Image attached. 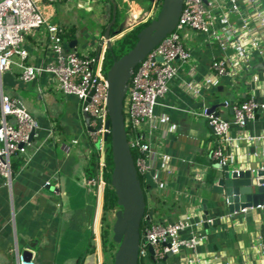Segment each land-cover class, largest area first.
Segmentation results:
<instances>
[{"label": "crops", "instance_id": "obj_1", "mask_svg": "<svg viewBox=\"0 0 264 264\" xmlns=\"http://www.w3.org/2000/svg\"><path fill=\"white\" fill-rule=\"evenodd\" d=\"M83 1L76 0L77 4ZM71 4L72 0H64L41 6L47 23L55 24L60 33L65 32L67 24L60 23L56 14L67 12ZM221 4L222 9L215 10L218 27L226 16L233 29L237 30L245 19L261 33V23L255 16L260 13L264 17V0H240V15L232 13L225 0ZM59 17L65 21L62 15ZM100 30V42L89 46L93 51L97 48L96 52L102 49L101 43H106V29ZM180 34L190 56L155 107L151 136H146L154 153L147 159L150 171L143 178L147 190L143 229L155 221L174 222L185 216L192 222L211 220L207 227L205 222L193 226L198 234L195 250L184 249L162 264H264V208L230 212L225 197L212 191L210 178L217 164L212 152L218 141L203 115L205 109L229 119L231 109L224 103H239L251 94L264 104V58L253 51L245 66L231 45L222 49L208 35L189 29ZM50 37L46 25L27 33V57L22 62L17 56L13 58L5 78L12 75L14 67L21 68L19 63L35 67L50 63L54 58L49 50ZM70 38H63L67 49L71 48L69 42L75 41L72 48L79 51L77 38ZM262 43L264 46V38ZM213 58L228 63L227 75L215 85L206 82ZM35 80L37 99L46 105L44 111L35 114L31 101L18 99L38 121L40 130L33 140L37 150L32 149L26 162L14 169L10 186L0 185V264H16L17 253L24 249L31 252L35 264L105 263L99 233L105 185L90 183L97 180L98 166L93 165L97 151L79 101L61 93L48 73H39ZM5 93L15 95L8 87ZM262 132L264 108L244 127L231 126L229 135L244 137ZM263 142L235 140L221 146L231 155L229 164L239 167L254 160L258 152L255 148L251 151L252 147ZM159 154L168 158L163 160ZM183 235L189 234L186 231ZM142 262L156 264L148 257Z\"/></svg>", "mask_w": 264, "mask_h": 264}, {"label": "built area", "instance_id": "obj_2", "mask_svg": "<svg viewBox=\"0 0 264 264\" xmlns=\"http://www.w3.org/2000/svg\"><path fill=\"white\" fill-rule=\"evenodd\" d=\"M64 0H0V185H11L13 155L26 160L33 150V140L38 136L40 125L29 110L20 101L5 93L1 84V75L9 71L14 57L21 62L26 59L25 35L32 30L46 25L51 34L49 50L53 60L44 67H35L19 63L22 68L20 79L31 82L39 73L50 74L55 85L64 95H73L79 101L81 114L89 116L88 127L92 129L90 135L97 151V180H90L93 184L105 185L106 142L104 134L107 131L105 123L108 120L106 109L107 82L106 71L103 69L104 50L92 54L80 53L75 47L67 49L66 43L55 24H48L40 7L41 3L52 4ZM223 0H183L182 10L174 30L166 35L162 41L140 61L133 69L123 99V119L130 148L137 150L138 157L134 161L137 174L145 176L150 171L147 159L154 153L150 139L151 120L155 107L169 90L172 79L177 75L180 66L185 63L190 54L184 46L181 31L189 29L208 35L216 41L222 49L228 45L234 47L236 54L242 58L245 66L250 62L252 52L255 51L264 58V17L256 14L261 23L262 31L250 25L249 20L242 22L236 30L227 22L226 16L220 27L216 25V11L222 9ZM232 13L240 15V0H225ZM104 42V41H103ZM161 59V60H158ZM210 73L206 78L208 84L215 85L219 78L227 75L228 63L223 58H213L210 63ZM231 117L223 118L215 112L204 109L208 125L217 138V146L212 152V158L220 165L229 164L231 155L226 153L221 143L233 144L235 140H264V132L247 136L232 137L229 135L231 126L244 127L249 121H254L257 113L264 108V104L253 94L239 103L229 104ZM149 127V128H148ZM33 135L31 137V133ZM76 142V140H74ZM236 145V144H235ZM234 145V146H235ZM233 146V147H234ZM166 160L167 154H159ZM27 158V159H26ZM264 208L262 204L255 207ZM190 216L174 222L155 221L145 227L141 234L139 259L148 257V245L154 249V258L158 262L167 252L172 255L180 254L184 249L195 250L197 232L193 226L203 222L211 224V220L192 222ZM189 234L184 236V232ZM168 243L169 246H161ZM264 245V243H263ZM192 259H188L191 262ZM16 264H35L24 260L22 254L17 253ZM99 264H103L102 262Z\"/></svg>", "mask_w": 264, "mask_h": 264}, {"label": "water", "instance_id": "obj_3", "mask_svg": "<svg viewBox=\"0 0 264 264\" xmlns=\"http://www.w3.org/2000/svg\"><path fill=\"white\" fill-rule=\"evenodd\" d=\"M112 5L111 20L105 30L106 46L111 47L115 40L123 35L114 30V39H110V29L116 21V3L108 0ZM183 0H163L156 18L137 33L135 45L119 58H115L105 73L107 82L106 109L108 120L105 123L107 131L104 140H109L112 170L110 183L116 195L119 206L114 212L111 228V239L117 243L112 264H138L139 246L141 241L140 226L145 217L144 193L137 176L131 148L128 143L127 132L123 119V99L129 78L135 66L155 48L162 39L171 33L178 21L182 10ZM75 41L69 42V47ZM102 45V43H101ZM161 60V59H158ZM84 123L88 131L89 116L83 113ZM33 132L31 133V137ZM258 154L252 162L244 166L234 167L232 164H216L215 172L211 175L212 191L225 197L229 211H239L245 207H255L264 201V142L257 148ZM209 223H204L207 227ZM101 228L99 229V233ZM161 246H169L162 243ZM101 253L102 242L100 239ZM22 256L27 262L32 261L31 252L24 249ZM171 256V252L158 261L154 258V249L148 245V258L152 263L162 264Z\"/></svg>", "mask_w": 264, "mask_h": 264}, {"label": "rangeland", "instance_id": "obj_4", "mask_svg": "<svg viewBox=\"0 0 264 264\" xmlns=\"http://www.w3.org/2000/svg\"><path fill=\"white\" fill-rule=\"evenodd\" d=\"M117 1L120 2V0H117ZM156 1L157 0H152L151 9L149 11H143V8L147 5V3H149L148 0H142L141 3H137L133 1L129 2V13L125 12V14L123 13V16L121 15L122 20L119 22L118 26L115 27L114 29L115 31H121V33L117 35L126 33L131 27H134L137 24L139 25L141 23H144L149 19L151 20L155 19L161 7V6L157 7L158 5H156ZM72 2L73 4H71V8L67 12L63 14L62 13L59 14L57 12L56 19H58L60 23L67 24V27H65L66 33L70 34V31L73 30V33H74L73 36L76 37L79 42L78 52L80 53L89 52V53L95 54L97 51V48L93 51L92 49H89L93 47H89V46H92L94 42L95 43L100 42V40H97L98 36L100 35L99 29H101L100 31L104 29L105 27L104 24L108 22V19L110 17L111 9L109 8V4H107L105 0H85L83 1V4H77L76 0H72ZM85 3L89 5V9L86 8L87 4ZM43 4L46 5L45 3H41L40 7L43 6ZM121 7L122 6L120 5V9ZM60 15H62V17L65 18V21L62 19H59ZM71 24L76 25V28L71 26ZM96 29H97V33L95 32ZM64 39L67 40V37H65ZM105 44L106 43H102L101 45V48H102L101 50L104 49V53L106 50L105 48H107ZM112 45H114V53L116 55H120L123 52L126 53L129 50L128 47H125L120 51V49L117 47V43L115 42L112 43L111 46ZM108 68L109 66L108 67L106 66L105 71H107ZM21 71H22L21 68L19 69V68L14 67L12 71V75L8 79L5 78L6 77L5 73L1 75V84L3 86V90L5 92L6 88L8 87L11 92H14L15 95L13 97L17 99H21V100L28 99L29 101L33 103L32 112H34L35 114L41 113L42 111H44L46 104L37 99L38 89H37L36 84L33 83L34 81L24 82L19 79V75L21 74ZM49 86H52V83H49ZM20 159H21V163H20L21 165L25 161L23 158H20ZM15 160H16V157L15 155H13L11 157L12 164H13V161ZM12 171L14 174L13 168H12ZM145 191L147 194V190H145L144 188V193ZM117 208H119V206L116 207V209ZM114 212L107 213V216H106L107 222L111 225V228H112V224L114 221ZM142 231L143 229L140 231L141 234H142ZM111 236H112L111 229H109L107 247L108 249H112V251L106 250L105 252V263L107 264H112L114 251L118 245L117 243L112 241ZM138 264H142L141 259H139Z\"/></svg>", "mask_w": 264, "mask_h": 264}, {"label": "trees", "instance_id": "obj_5", "mask_svg": "<svg viewBox=\"0 0 264 264\" xmlns=\"http://www.w3.org/2000/svg\"><path fill=\"white\" fill-rule=\"evenodd\" d=\"M116 3V21L113 24V26L110 29V37L114 35V29L115 27L118 26L119 22L122 20L121 15L123 16V13L125 14V12L129 13V2H137V3H141L142 0H120V2H118L117 0H114ZM149 3H147V5L143 8V11H149L151 9V5H152V0H148ZM163 0H157L156 1V5H158L157 7H160L162 4ZM105 2L107 4H109V8L110 10V17L108 19V22L105 24V27L107 26V24L109 23V21L111 20V14H112V5L108 0H105ZM120 5L122 6L120 9ZM151 22V19L147 20L144 23H141L139 25H136L135 27L129 29L126 33H124V35L115 41V43H117V47L120 49V51L125 48L128 47V49H131L136 41H137V33L144 28L145 26H147L149 23ZM105 27L103 30H105ZM62 38L67 37V39L69 37H72L74 34H72L70 36V34L66 33V32H62L60 33ZM69 40H71V38H69ZM97 53V52H96ZM125 52L121 53L120 55H116L114 53V45H112L110 48H106L105 53H104V59H103V69L105 70L106 66H110L111 63L113 62V60L115 58H119L121 55H123ZM129 137V135H128ZM131 153L133 156L134 161L136 160V158L138 157V153L137 150H135L134 148H131ZM97 155L95 156V161H93V165H97ZM21 163V159H17L15 161H13L12 164V168L16 169ZM112 159H111V152H110V145H109V140H107L106 142V162H105V188H104V214L102 216V227H101V233H100V237H101V242H102V251L103 254L105 255L106 250L108 251H112V249H108L107 247V240H108V234H109V229H111V225L107 222V213H113L114 210L116 209V207H118L117 203H116V195L115 192L111 186L110 183V172L112 170ZM138 176V180L140 182V186L141 189L144 193V188H145V184H144V176H141L140 174H137ZM147 212V207L145 206V215ZM145 218V217H144ZM144 223H145V219H143L141 221V226L140 229L142 230L144 227ZM140 230V231H141ZM103 264H107L104 263ZM142 264H145L142 262Z\"/></svg>", "mask_w": 264, "mask_h": 264}]
</instances>
